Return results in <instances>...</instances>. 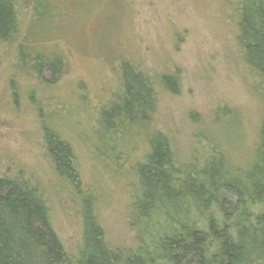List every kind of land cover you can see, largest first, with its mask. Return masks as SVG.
Here are the masks:
<instances>
[{
    "label": "rangeland",
    "instance_id": "1",
    "mask_svg": "<svg viewBox=\"0 0 264 264\" xmlns=\"http://www.w3.org/2000/svg\"><path fill=\"white\" fill-rule=\"evenodd\" d=\"M59 1L58 28L33 21L38 32L44 24L40 50L64 63L56 80L18 60L23 34L36 30L26 0H16L20 34L0 45V178L39 190L52 228L73 259L81 218L76 196L59 185L47 157L42 137L52 131L71 147L109 247L127 253L135 240L129 212L137 186L130 166L144 146L134 137L123 145L129 136L113 133L99 142L97 123L100 111L121 100L120 72L112 70L118 58L151 79L157 96L154 126L167 136L180 164L201 160L209 135L219 147L221 128L231 118L241 143L229 157L244 163L257 137L263 86L236 42L233 0H111L117 11ZM164 74L177 78L174 93L162 86Z\"/></svg>",
    "mask_w": 264,
    "mask_h": 264
},
{
    "label": "trees",
    "instance_id": "2",
    "mask_svg": "<svg viewBox=\"0 0 264 264\" xmlns=\"http://www.w3.org/2000/svg\"><path fill=\"white\" fill-rule=\"evenodd\" d=\"M26 1L32 29L38 27L34 20H46V29L58 28L54 22L61 17L55 2L59 0ZM80 3L118 10L111 0ZM233 3L236 42L244 62L263 86L257 137L244 163L237 165L229 157V150L241 143L235 118H231L221 128L219 147L209 135L205 139L209 150L202 151L205 156L180 164L167 136L154 126L157 96L151 79L129 60L118 58L112 70L120 72L121 100L100 111L97 123L99 142L113 133L129 136L123 145L134 137L144 146L140 160L130 166L137 181L129 212L133 247L127 253L109 247L96 215V201L83 187L71 147L45 130L44 147L59 185L76 196L80 244L70 258L52 228L39 190L0 178V264H264V0ZM42 26L41 32L23 34L18 60L31 63L38 71H49L56 80L64 63L59 55L40 50L46 39L41 36ZM18 34L16 0H0V45L14 41ZM160 81L167 92L177 90L173 75L164 74Z\"/></svg>",
    "mask_w": 264,
    "mask_h": 264
}]
</instances>
